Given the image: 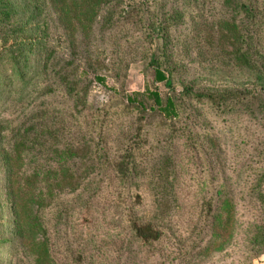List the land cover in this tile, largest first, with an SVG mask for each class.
<instances>
[{"label": "trees", "instance_id": "trees-1", "mask_svg": "<svg viewBox=\"0 0 264 264\" xmlns=\"http://www.w3.org/2000/svg\"><path fill=\"white\" fill-rule=\"evenodd\" d=\"M112 1L115 0H0V104L4 106L0 118V192L10 201L8 220L17 230L16 235L0 238V247L7 241L8 255L17 259L18 245H27L32 250V264H55V254L64 253L69 245L63 242L64 229L59 231L65 209L54 214L61 240L57 251L47 241H40L38 234L45 236L49 222L46 212L59 193L79 184L83 186L81 192H93L85 204L95 198L101 212L110 203L120 208L126 227L140 250L148 253L151 264H203L214 253L221 256L237 244V263L251 264L259 253H264V194L167 192L166 196L162 192L160 210L147 216L143 213L147 196L133 186L131 172L146 159L156 160L170 148L174 157L171 154L167 160L169 165L175 162L174 166L178 157L189 156L195 161L199 153L206 156L210 148L216 151L217 143L204 145L195 132L198 126L187 121L192 108L204 109L199 112L204 122L206 112L213 119L222 117V124H227L241 118L244 108L264 95V0H220L222 8L227 9L210 22L209 26L217 27L202 34L198 31L200 22H189L187 37L195 36L196 41V53L190 59L197 61L196 70L187 66L190 62L186 58H179L184 46L171 33L181 31L184 19L164 9L162 0H127V10L135 13L129 19L134 30L125 37L127 49L143 61L146 77L154 83L163 82L168 92L161 94L147 85L142 92L126 94L119 104L104 103L102 108L96 106L89 113H79L84 148L90 153L96 151L99 158L95 172L82 180L69 178L73 170L65 164L73 145L40 144L36 149L43 154L36 155L34 141L39 140L40 132L34 111L46 103L48 95L59 91L61 83L70 90L69 95L79 97L81 93L74 59L63 63L58 72H50L51 26L55 23L62 30L63 41L73 50L75 42L88 39L91 28L102 20L101 10ZM190 31L197 35L192 36ZM228 41L231 49L225 50L222 44ZM153 43L157 45L155 50L150 48ZM111 67L109 71H113ZM116 75L117 72L99 71L94 73V79L116 95L119 88L106 81ZM51 80L56 86H51L45 95ZM148 111L159 115L153 126L147 125ZM216 129L222 127L218 125ZM115 132L122 135L120 141ZM48 155L56 158L51 160ZM99 172L104 175L98 179ZM210 178L212 184L217 183L214 174ZM204 181L201 179L199 184ZM173 202L178 205L175 210L170 208ZM244 208L253 212L251 218L239 215ZM87 210L86 207L80 212L85 221L89 219ZM240 234L245 237L239 239ZM72 260L71 264H86L81 250ZM19 262L17 259L15 264Z\"/></svg>", "mask_w": 264, "mask_h": 264}, {"label": "rangeland", "instance_id": "rangeland-1", "mask_svg": "<svg viewBox=\"0 0 264 264\" xmlns=\"http://www.w3.org/2000/svg\"><path fill=\"white\" fill-rule=\"evenodd\" d=\"M128 1L115 0L112 1L113 3L107 4L101 10L102 20L91 28L88 39L75 42L73 50L63 41L62 30L55 23L50 29V51H53L50 72L52 74L58 72L63 63L74 59L77 64L74 74L78 75L80 79L77 86L81 93L79 97L69 95L67 92L70 90L63 87L64 84L61 83L62 87L59 91L55 95H48L46 103L44 102L42 107L34 111L36 112L35 125L38 126L40 132L39 140L37 138L34 141V150L36 155L41 156L43 152L36 149L37 145L44 143L51 147L64 144L68 147L73 145L66 155L65 164L72 167L73 172L69 178L73 177L74 180H82L93 174L99 159L96 151L90 153V150L84 148L85 139L81 135L83 125L77 120L79 113H89L96 106L102 108L104 103L119 104L126 94L142 92L147 85L152 89H157L161 94L168 92L163 82L154 83L150 77H146L147 72L143 61H139L138 58H135L134 53L127 49L128 44L125 43V37L134 30V27L129 24V19L135 15L127 10L129 8ZM162 4L164 9L176 12L179 17L184 19L181 31L175 33L173 30L171 33L176 36L174 38H179L184 46L179 52V58L181 60L186 58L185 60L190 62L187 66L196 70L198 63L196 60L192 61L190 57L196 53V41L193 35L197 34L190 31L193 37H187L189 22L192 19L200 22L198 31L201 30L202 34L206 30L217 27V25L209 26L210 22L220 11H225L227 8H222L220 0H162ZM228 13L230 12L226 14ZM51 14L49 13V15ZM151 47L152 50H155L156 43H153ZM222 47L225 50H230V42H224ZM101 60L105 66L99 64ZM113 60H115V64H112ZM111 65H113L111 67L113 71L108 70ZM99 71L117 72L115 77L109 76L106 81L108 85L119 88V94L114 95L110 89L96 82L94 73ZM201 76L205 75L201 74ZM201 76H198L200 80H202ZM51 81L45 87L43 94H49L51 86H56ZM83 93L85 94L83 95ZM3 108L4 106L0 104V118ZM192 109L189 111L190 116L187 121L198 126L195 132H198L200 140L206 143L204 145L209 143L211 146L213 141L214 144L217 143V149L213 152L210 148V152L206 156L199 153L195 161H191L189 156L181 159L178 157L179 160L174 166L175 162L169 165V160H167L171 154H173L171 157H174V151L170 148L165 153L162 151L161 156H156V160L146 159L141 166L138 165L132 169L133 186L142 189L147 196L143 206L145 207L143 213L147 216L154 212L158 213L160 210L163 202L162 192H165L166 196H168L167 192L178 195L181 192H260L264 194V95H261L256 103H250L244 108L241 118L233 122L227 121V124H222V117L218 120L213 119L205 111L204 115L207 120L204 122L199 115V112L204 109ZM145 117L148 126H153L159 119L158 114L150 113V111L145 113ZM200 124H203V128H199ZM218 125L222 127L221 130L216 129ZM256 125L263 128L257 129ZM123 130L126 131V129ZM206 130H208L206 137L209 140L205 139L204 132ZM116 136L120 141L122 135L116 133ZM129 138L127 137V140ZM169 139L171 140V137ZM48 157L51 160L56 158L55 155H48ZM210 167L213 169H209ZM211 174H214V182L217 183L212 184ZM101 175L104 174L99 172L98 179ZM200 177L206 180L202 182L203 185L199 184L201 183ZM2 183L3 179L0 173V189ZM82 188L83 186L80 187L77 184L71 190L59 193V196L54 200L53 207L46 212L49 222L45 236L42 235L43 233L38 234L40 241H47L53 250L57 251L61 240L57 234V227L54 226L56 221L54 214L56 211L65 209L66 217L62 225L58 224V226L61 227L60 232L61 229H64L66 241L63 242H67L69 245L64 253L55 254V264L73 263L72 258L76 257L78 250L82 251L86 264H151L148 253L144 254L140 250L133 234L126 227L125 216L120 208L110 203L105 211L101 212L96 206L95 198L90 204H85L93 192H81ZM60 202H63L64 206ZM9 204L8 198L0 192V238L17 234L15 225L8 220ZM177 206L174 202L170 204L172 210H175ZM86 207L88 210L84 214L89 217L87 221L82 219L80 213ZM250 212L245 208L240 209L239 215H244V219H249L253 214L252 211ZM243 236L240 234L239 239ZM238 248L239 244L231 245L226 254L220 256V254L214 253L213 257L203 264H209V262L210 264H238L237 257L240 255L237 251ZM249 249H251V245L248 246ZM17 250L19 264H32L31 256L33 254L30 247L27 245L21 247L19 244ZM0 251V263L15 264L17 259L8 255L7 241L1 243ZM247 251L242 249V252ZM251 264H264V253H259Z\"/></svg>", "mask_w": 264, "mask_h": 264}]
</instances>
